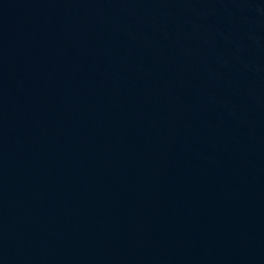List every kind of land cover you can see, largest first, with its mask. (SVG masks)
I'll list each match as a JSON object with an SVG mask.
<instances>
[{
    "label": "water",
    "instance_id": "95a60500",
    "mask_svg": "<svg viewBox=\"0 0 264 264\" xmlns=\"http://www.w3.org/2000/svg\"><path fill=\"white\" fill-rule=\"evenodd\" d=\"M0 264H264V0H0Z\"/></svg>",
    "mask_w": 264,
    "mask_h": 264
}]
</instances>
